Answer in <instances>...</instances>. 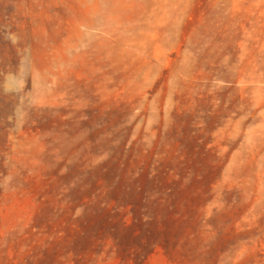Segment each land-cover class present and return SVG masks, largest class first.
Segmentation results:
<instances>
[{"label": "rangeland", "instance_id": "374dc122", "mask_svg": "<svg viewBox=\"0 0 264 264\" xmlns=\"http://www.w3.org/2000/svg\"><path fill=\"white\" fill-rule=\"evenodd\" d=\"M0 264H264V0H0Z\"/></svg>", "mask_w": 264, "mask_h": 264}]
</instances>
